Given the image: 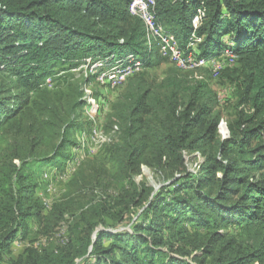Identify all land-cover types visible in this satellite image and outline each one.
<instances>
[{
	"label": "trees",
	"instance_id": "1",
	"mask_svg": "<svg viewBox=\"0 0 264 264\" xmlns=\"http://www.w3.org/2000/svg\"><path fill=\"white\" fill-rule=\"evenodd\" d=\"M129 3L0 0V138L9 151L7 162L0 159V264H264V0H153L150 8L181 50L193 38L197 58L219 56L226 46L235 53L215 75L196 68L230 86L235 113L223 138L217 99L203 76H173L162 95L145 86L143 72L169 59L148 52ZM128 53L143 59L142 76L113 104L120 171L140 174L145 166L168 183H141L97 200L68 221L64 247L40 249L30 242L29 222L49 232L69 212L58 201L44 213L27 165L39 170L71 158L70 128L82 126L87 104L80 87L68 90L73 118L60 122L55 102L63 93L53 94L46 81L68 83L67 72L86 59ZM45 143L49 151L33 157ZM185 154L203 157L197 172L186 170ZM136 210L130 231L110 229ZM18 234L30 241L14 257Z\"/></svg>",
	"mask_w": 264,
	"mask_h": 264
},
{
	"label": "rangeland",
	"instance_id": "2",
	"mask_svg": "<svg viewBox=\"0 0 264 264\" xmlns=\"http://www.w3.org/2000/svg\"><path fill=\"white\" fill-rule=\"evenodd\" d=\"M173 57V56H171ZM108 59L102 60L106 62ZM173 61V60H172ZM99 60H91L81 63L78 67L67 72L64 83L62 79L46 81L47 87L54 94L56 92L63 93L61 102H55L60 110L59 121L72 120L73 116H67L69 106L68 90L80 89L83 91L81 100H86L87 104L79 111L78 123L81 127L72 126L70 135L72 142L66 147V154H70L69 160L59 162L58 164H44L41 168L35 169V163L27 165V174L31 176V180L35 182L36 196L44 206V213H47L55 202L63 201L68 206V214L60 225L54 227L49 232L43 231L35 221H30L31 228L30 240L21 242L19 234L12 241L11 254L15 257L20 254L30 241L35 246L45 251L62 248L65 243L62 236H69L68 221L76 218L81 211H88L89 208L99 199L106 200L117 195L121 189H132L134 186L145 183L153 189H159L168 182L162 181L149 168L142 166L140 174H127L120 171L118 163L119 154L117 151L121 149V134L117 131V126L113 125V104L117 101H123L129 91L132 89L135 81L140 79L142 72L135 71L132 76L115 88H110L95 82L94 78L86 80L85 74L89 76L90 69L98 72L97 65ZM198 70V71H197ZM204 69H180L174 62L163 61L159 65L148 68L143 72V81L145 86L149 87L155 94H164L167 91V81L173 76H179L185 81L191 82L196 76L201 75L207 81L209 89L215 95L217 104L215 111L221 116L219 124V136L226 137V123L234 118L235 109L233 108V96L231 95L230 86L222 82L215 76H209ZM132 84V86L130 85ZM104 103V104H103ZM65 106V107H64ZM119 127V126H118ZM10 140V139H7ZM23 139H21L22 141ZM7 142L3 144L0 138V159L7 162L4 156L7 151ZM49 151V146L40 145L35 150V155L45 154ZM50 153V152H49ZM48 153V154H49ZM47 154V155H48ZM68 157V158H69ZM185 168L190 172H197L199 163L203 161V157L198 154L193 156L185 154ZM12 164L19 166V161L12 160ZM44 177L40 178L42 173ZM134 211L124 216V219L115 224L111 230L130 231V224L135 220ZM71 214V215H70Z\"/></svg>",
	"mask_w": 264,
	"mask_h": 264
},
{
	"label": "built area",
	"instance_id": "3",
	"mask_svg": "<svg viewBox=\"0 0 264 264\" xmlns=\"http://www.w3.org/2000/svg\"><path fill=\"white\" fill-rule=\"evenodd\" d=\"M153 0H130L128 11L133 16H138L143 22L145 28V44L150 49L151 44H155L159 56L168 58L174 62L180 69L188 67L209 68L215 75L221 68L232 65L236 58L235 53L226 46L219 56L203 58L195 57V41L190 39L187 48L189 50H181L177 41L171 35H168L160 24L156 23L154 15L151 12ZM200 17L193 19V26H198ZM173 56V57H171ZM89 61V59H87ZM173 60V61H172ZM142 63L140 58L135 54L128 53L121 60L111 63L107 69L100 72L92 71L95 80L101 84L111 88L121 85L127 77L131 76L135 71L139 70ZM97 67L103 66L102 62L96 63Z\"/></svg>",
	"mask_w": 264,
	"mask_h": 264
},
{
	"label": "clouds",
	"instance_id": "4",
	"mask_svg": "<svg viewBox=\"0 0 264 264\" xmlns=\"http://www.w3.org/2000/svg\"><path fill=\"white\" fill-rule=\"evenodd\" d=\"M144 44H145V36H144ZM146 45V44H145ZM147 46V45H146ZM148 47V46H147ZM151 48L149 49L148 48V52H151L152 50H156L157 51V49H156V47H155V44L153 43V44H151V46H150ZM158 53V52H157ZM133 54H135V53H133ZM126 55V54H125ZM124 55V56H125ZM159 55V54H158ZM123 56V57H124ZM123 57H121L120 59H113L114 57H113V55L112 56H108V61H106V62H102V60H105V59H102V60H99V62H102L103 63V66H101L100 68H97V70H99L98 72H100L101 70H103V69H107L110 65H111V63H114L115 61H119V60H121ZM142 61H143V59H141ZM86 61H87V59H86ZM89 61H90V59H89ZM93 71V69H90V72H89V76H91V78H94V80H95V75L94 74H92L91 72ZM85 77H88L87 76V74H85ZM95 82L96 83H98L96 80H95ZM99 84V83H98ZM108 87V86H107ZM118 87V86H117ZM111 88V87H110ZM115 88V87H114Z\"/></svg>",
	"mask_w": 264,
	"mask_h": 264
}]
</instances>
